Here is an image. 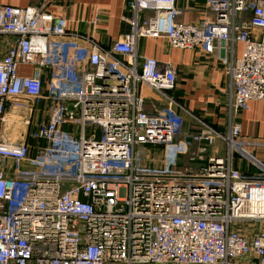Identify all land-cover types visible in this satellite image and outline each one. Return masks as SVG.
<instances>
[{
	"label": "built area",
	"instance_id": "built-area-1",
	"mask_svg": "<svg viewBox=\"0 0 264 264\" xmlns=\"http://www.w3.org/2000/svg\"><path fill=\"white\" fill-rule=\"evenodd\" d=\"M38 1L0 6V33L15 37L0 59V264H264V161L238 123L182 139L181 115L149 114L142 87L177 105V72L139 52L141 38L200 49L229 76L232 110L264 101V0H127L128 32L107 47ZM189 11L200 18L178 20ZM44 99L56 102L47 118L9 140L7 109ZM219 140L225 153L208 155ZM148 145L160 165L143 162ZM192 145L206 162L175 170Z\"/></svg>",
	"mask_w": 264,
	"mask_h": 264
},
{
	"label": "crops",
	"instance_id": "crops-1",
	"mask_svg": "<svg viewBox=\"0 0 264 264\" xmlns=\"http://www.w3.org/2000/svg\"><path fill=\"white\" fill-rule=\"evenodd\" d=\"M203 8L204 0H179L178 6ZM38 0H0V6L27 7L38 5ZM44 5L49 11L55 12L67 20V28L85 37H91L95 42L107 47L120 40L128 32L127 18L130 12L127 0H47ZM96 16L98 20L96 23ZM200 16L189 13L178 18L179 21H196ZM15 41V37L0 33V59ZM81 55L87 57L90 45L81 41ZM236 55H241L243 45L235 44ZM139 52L142 55L155 57L160 62H171L177 72L176 88L170 95L177 105L170 104L157 93L142 87L146 96V111L156 114L164 109H171L184 119L182 139L198 132L203 124H207L219 132H227L232 122L240 124L241 138L246 149L264 161V101H250L238 110L230 106V78L224 72L221 63L213 56L200 49H178L169 45L164 38H141ZM22 75H32L34 68L22 66ZM46 92V91H45ZM47 92L45 93V95ZM24 101V100H23ZM43 101V100H42ZM26 102V100H25ZM30 103V102H29ZM51 103L45 99L41 108L47 118ZM13 104L6 111L5 117L18 111ZM18 108V107H17ZM29 125H26V127ZM24 137H27L25 132ZM24 138V139H25ZM29 138V141L31 143ZM34 144L31 143V146ZM188 154L195 159V146L190 147ZM225 144L217 141L213 147L207 148V154L225 153ZM31 147V152L33 153ZM236 167L247 170L245 163L236 162Z\"/></svg>",
	"mask_w": 264,
	"mask_h": 264
},
{
	"label": "rangeland",
	"instance_id": "rangeland-1",
	"mask_svg": "<svg viewBox=\"0 0 264 264\" xmlns=\"http://www.w3.org/2000/svg\"><path fill=\"white\" fill-rule=\"evenodd\" d=\"M46 93V92H45ZM45 100V99H44ZM43 100V101H44ZM43 101L38 105H31L29 102H24L22 105H17L15 107L18 111L12 112V114L7 115V121L4 124L3 132L9 140H23L25 132H31L35 129L36 123L42 121L45 116L44 110L41 108ZM30 115L31 124L26 127L25 118L27 115ZM93 129L91 127L87 128V132H91ZM98 135H100V130H98ZM99 137V136H98ZM30 142V141H29ZM31 143H36L35 140H31ZM139 154L143 158V162L147 165H160L161 163V150L155 146L148 145L146 149L139 147ZM206 162V159L191 158V155L188 152L182 153L179 156L176 164L175 170L178 171H189L195 169ZM15 164V163H14Z\"/></svg>",
	"mask_w": 264,
	"mask_h": 264
}]
</instances>
